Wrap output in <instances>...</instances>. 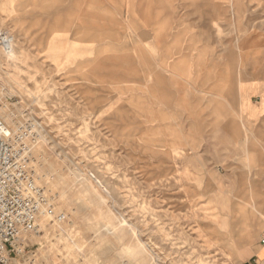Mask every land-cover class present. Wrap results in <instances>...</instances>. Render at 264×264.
<instances>
[{"label":"rangeland","instance_id":"1","mask_svg":"<svg viewBox=\"0 0 264 264\" xmlns=\"http://www.w3.org/2000/svg\"><path fill=\"white\" fill-rule=\"evenodd\" d=\"M184 60L190 84L172 75ZM247 80L264 84V0H0V117L30 135L64 216L11 264H256L264 118L246 120Z\"/></svg>","mask_w":264,"mask_h":264},{"label":"built area","instance_id":"2","mask_svg":"<svg viewBox=\"0 0 264 264\" xmlns=\"http://www.w3.org/2000/svg\"><path fill=\"white\" fill-rule=\"evenodd\" d=\"M27 131H14L0 119V264H11L24 249L19 243L36 233L45 217L55 213L53 200L38 183L31 164ZM264 247V233L260 239Z\"/></svg>","mask_w":264,"mask_h":264},{"label":"crops","instance_id":"3","mask_svg":"<svg viewBox=\"0 0 264 264\" xmlns=\"http://www.w3.org/2000/svg\"><path fill=\"white\" fill-rule=\"evenodd\" d=\"M259 1V0H258ZM165 63V62H163ZM182 64V66L180 65ZM178 68L176 69L175 73L172 74L173 77L180 76L181 80L188 81V84H190L189 80H191L190 75V69H189V62L184 60L183 63H180ZM167 65V64H165ZM167 68V66H166ZM180 68V69H179ZM171 72V71H168ZM199 87H196L199 92H204V89H200ZM185 87V85H184ZM257 92L261 95V101L256 104L253 102V93ZM241 104H242V110L246 115V120L250 123H254L256 121H262L264 118V84L261 86H255L253 80H247L242 83L241 87ZM257 259L255 261L256 264H263L264 262V247L260 246L256 253Z\"/></svg>","mask_w":264,"mask_h":264},{"label":"bare ground","instance_id":"4","mask_svg":"<svg viewBox=\"0 0 264 264\" xmlns=\"http://www.w3.org/2000/svg\"><path fill=\"white\" fill-rule=\"evenodd\" d=\"M10 44L8 45V49L10 50ZM7 94H4V93H0V100L2 101V103H3V106H0V116H2L3 118H4V120H7V119H5V118H7V117H11V116H13L15 113L12 111V108H10V105L9 104H6L5 103V100L7 101L8 100V97L6 96ZM5 97H6V99H5ZM14 109V108H13ZM9 114H12V115H9ZM1 118V117H0ZM16 117L12 120V121H10L11 123L13 122L14 123V121H16ZM1 120L9 127V126H11V123L9 124V123H7V122H5L2 118H1ZM16 123V122H15ZM30 147H31V153L33 152V148L35 147V146H32V145H30ZM39 147V146H38ZM38 147H37V149H38ZM37 153L38 154H40L38 151H37ZM39 156V155H38ZM39 159H40V161H41V163H42V161H43V159L39 156ZM48 164V163H47ZM37 165H39V162H38V164ZM40 166V165H39ZM33 234H35V233H33ZM29 235H31V234H29ZM29 235H27V236H25L24 238L26 239ZM129 253V252H128ZM131 254V253H130ZM134 255V254H133ZM132 256V255H131ZM135 256V255H134ZM134 258V257H133Z\"/></svg>","mask_w":264,"mask_h":264}]
</instances>
